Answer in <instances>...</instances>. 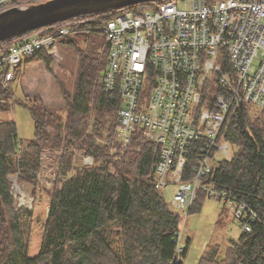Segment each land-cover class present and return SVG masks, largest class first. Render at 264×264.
I'll use <instances>...</instances> for the list:
<instances>
[{"label": "trees", "instance_id": "16d2710c", "mask_svg": "<svg viewBox=\"0 0 264 264\" xmlns=\"http://www.w3.org/2000/svg\"><path fill=\"white\" fill-rule=\"evenodd\" d=\"M155 4L143 2L86 17L97 16L91 23L102 27L121 12H142ZM29 33L3 41L0 50ZM65 42L78 43L71 37ZM108 50L107 44L105 53ZM78 55L77 80L73 94L65 90L64 111L49 110L41 102H24L35 122L27 145L20 144L14 120H0V264H184L192 243L188 238L180 249L186 218L181 209L170 208L155 186L160 147L135 135L115 160L108 145L96 141L108 123V137L115 139L122 96L118 87L104 88V57L93 48H81ZM39 60L50 65L53 55L36 51L15 75L21 74L22 66ZM8 100V91L0 85V109H8ZM91 114L94 130L88 131ZM220 137L238 149L203 175V182L232 194L258 218L250 223L251 230L239 226V236L231 239L222 257L219 245H208L198 264H264V117H254L248 103L234 106ZM199 145L194 143L187 157L184 181L197 176L193 167ZM75 147L84 149L93 162L74 167ZM46 162L53 166L59 162V176L49 186L40 175ZM14 178L22 187H31L32 207L18 205ZM208 197L206 190L198 189L189 214L200 212Z\"/></svg>", "mask_w": 264, "mask_h": 264}, {"label": "built area", "instance_id": "2783aa9c", "mask_svg": "<svg viewBox=\"0 0 264 264\" xmlns=\"http://www.w3.org/2000/svg\"><path fill=\"white\" fill-rule=\"evenodd\" d=\"M43 1L0 0V13ZM155 2L142 12H121L102 27L91 23L97 16L85 14L14 39L0 50V85L9 91L15 71L36 51L56 55L59 36L103 32L109 47L104 88L118 87L122 96L115 141L127 146L138 135L160 147L155 186L178 188L173 203L185 218L202 188L229 202L241 229L251 230L255 211L204 183L203 175L213 171L219 156H233L231 143L220 137L233 107L248 103L264 110V0H190L188 7ZM194 143H200L197 176L184 181ZM40 175L51 185L44 168ZM13 192L19 206L32 207L35 198L16 178Z\"/></svg>", "mask_w": 264, "mask_h": 264}, {"label": "rangeland", "instance_id": "374dc122", "mask_svg": "<svg viewBox=\"0 0 264 264\" xmlns=\"http://www.w3.org/2000/svg\"><path fill=\"white\" fill-rule=\"evenodd\" d=\"M175 1L180 7L190 6V0ZM65 37L64 35L58 37L59 51L56 55L53 54V60L50 65L40 60L33 61L27 66H22L21 74L16 75L9 82L11 89H8V104L10 106L8 109H0V120H14L17 123L21 145H27L32 140L35 131V122L24 102L30 103L34 101L38 104L41 102L49 110L56 111L60 109V111H64L66 104L64 100L65 90L73 94L74 82L77 80L79 49L93 48L99 57H104L105 63H107V53H105L107 42L103 32L71 33L69 37L76 39L77 45H70L65 42ZM249 106L254 117H264V110L253 104H249ZM89 121L90 128L88 131H93L94 117L92 114L89 117ZM108 130L109 123L103 129V136H96V141L102 145H108L113 159L119 160L128 145H120L119 141V143L115 141L114 136L110 139ZM231 146L232 152L228 155L234 154L238 149L236 145L231 144ZM73 150L75 154L74 167L93 162V157L85 155L84 149L75 147ZM223 158L224 156H219L215 164H218ZM41 168H44V173L48 175V178H55L56 174V179L58 178L59 162H56L54 166L46 162L41 165ZM24 186L27 192L31 191L30 186ZM177 190L178 188L174 185H169L160 190L173 210H177L173 203ZM181 228L180 249L186 244L188 238L192 242L188 255L184 259V264H198L208 245H219L221 247L219 256L222 257L225 249L234 241L231 239L238 237L241 231L239 222L235 218L230 205L210 197L205 199L200 212L188 214L187 218L182 220Z\"/></svg>", "mask_w": 264, "mask_h": 264}, {"label": "water", "instance_id": "95a60500", "mask_svg": "<svg viewBox=\"0 0 264 264\" xmlns=\"http://www.w3.org/2000/svg\"><path fill=\"white\" fill-rule=\"evenodd\" d=\"M150 1L157 0H46L13 7L0 13V44L14 36L73 17Z\"/></svg>", "mask_w": 264, "mask_h": 264}, {"label": "crops", "instance_id": "0c3cea01", "mask_svg": "<svg viewBox=\"0 0 264 264\" xmlns=\"http://www.w3.org/2000/svg\"><path fill=\"white\" fill-rule=\"evenodd\" d=\"M66 39V38H65ZM26 60V58L24 59V61ZM15 77H16V75H15ZM10 89H11V87H10Z\"/></svg>", "mask_w": 264, "mask_h": 264}]
</instances>
